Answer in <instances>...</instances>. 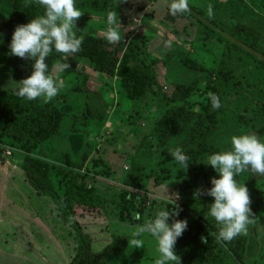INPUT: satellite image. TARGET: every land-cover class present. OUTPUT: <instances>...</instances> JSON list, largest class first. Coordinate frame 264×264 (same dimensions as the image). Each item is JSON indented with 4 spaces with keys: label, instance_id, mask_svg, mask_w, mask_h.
I'll return each mask as SVG.
<instances>
[{
    "label": "rangeland",
    "instance_id": "374dc122",
    "mask_svg": "<svg viewBox=\"0 0 264 264\" xmlns=\"http://www.w3.org/2000/svg\"><path fill=\"white\" fill-rule=\"evenodd\" d=\"M105 1L119 6L115 11L121 34L124 33L121 42L115 43L119 57L128 48L130 53H139L140 59L135 62L149 69L153 84L131 97L118 75L94 70L87 59L68 57L66 62L74 68L60 74L63 87L55 103L63 115L58 132L40 142L31 155L62 167H66L63 163L69 158L76 165L72 168L84 173L88 184L104 198L106 228L124 235L127 243L125 249L107 258L108 264H154L159 257L156 240L145 233L140 237L143 247L133 248L132 232L163 208L167 207L171 213L173 194L178 193L179 199L174 204L180 208L189 206L184 215L192 223L199 221L202 228L197 229V235L201 238L203 229L207 230L208 226L205 218H199L194 211L203 207V214L210 216L207 203L211 197H194L193 193L197 189H210L211 178H219L207 165L208 156L229 149L233 135L251 133L264 141V133H258L256 128L239 119V115L251 117L264 109V72L256 62L237 58L238 52L233 51L228 56L224 42L212 33L206 34L203 25L193 17L170 14V0ZM219 1L222 0H189V3L202 7L205 12L211 4L213 13L217 14ZM75 2L83 12L76 25L105 34L108 13L114 10H94L90 0ZM243 2L250 18L264 20V0ZM10 15L11 0H0V31ZM130 58H127L128 63H134ZM186 58L194 59L204 69L188 67L183 62ZM224 60L233 68L237 65L235 73L233 70L237 83L229 82L218 90L221 107L216 109L214 127L209 126L207 135L216 151L203 152L200 158L204 163L203 172L197 183L188 189L184 183L186 169L174 159L163 160L168 151L182 145L186 132L171 130L163 140L159 138L155 126L170 104L162 95H170L175 84L196 83L197 88L187 100L178 102L188 107L191 117L188 125H191L205 114L203 106L210 91L207 85L212 82L208 69L216 71ZM211 77L213 79V75ZM75 85L79 89L74 88ZM16 87L0 67V88L13 90ZM24 154L19 145L0 142V264H68L74 251L70 227L62 221L52 200L35 194L27 184L18 167ZM136 168L142 180L134 187L126 185V174ZM236 180L247 187L255 218L248 225L247 235L237 236L245 237L241 261L225 243L218 242L222 249L218 254L220 262L216 264H264V175L249 169ZM53 181L55 189L61 193L65 183H58L56 178ZM194 250L176 241L175 252L181 264L201 263Z\"/></svg>",
    "mask_w": 264,
    "mask_h": 264
},
{
    "label": "trees",
    "instance_id": "16d2710c",
    "mask_svg": "<svg viewBox=\"0 0 264 264\" xmlns=\"http://www.w3.org/2000/svg\"><path fill=\"white\" fill-rule=\"evenodd\" d=\"M90 5L94 10L115 11L119 7L105 0H90ZM189 6L191 11L181 15L193 17L203 25L206 34L216 35L217 40L224 42L228 56L233 51L238 52L237 58L256 62L264 72V20L261 17L250 18L243 0L219 1L217 14H213L212 18H209L202 7L190 3ZM43 12V6L36 0H11V15L2 23L0 67L7 72L17 87L13 90L0 88V142H6L9 145L17 144L24 150L25 154L19 161L18 167L24 174L27 184L34 189L35 194L48 196L55 204L62 221L70 227L74 239V251L68 264H108L107 258L125 249L127 243L124 235L114 234L106 228L104 198L88 184L84 173H79L72 168L76 165L69 158L66 157L63 163L66 167H62L31 155L40 142L58 132L63 112L55 103L56 97L45 103L41 99L29 101L16 95L18 82L31 74L34 61L11 55L9 44L17 25L26 24L30 19L42 15ZM76 28L78 29L76 34L83 38V42L81 51L73 54L74 56L87 59L96 71L118 75L121 85L131 97L139 92L142 93L153 84L154 78L149 69L135 62L140 59L139 53L132 50L130 53L128 48L119 57L117 45L109 43L105 34H96L90 29H85L82 24L76 25ZM129 56L134 63H128ZM62 58V54L53 51L47 60L50 70L54 63ZM183 62L192 69H204L194 59L186 58ZM73 68L74 66L70 65L68 70ZM235 68L238 69L237 65L233 68L224 60L216 71L208 69L207 73L212 81L207 85L210 89L209 93L219 97V88L229 82L237 83ZM74 88L79 89V86L75 85ZM196 88L195 82L178 83L175 84L170 95H162V98L170 104L155 126V131L160 133L161 140L171 130L186 132L185 140L179 147L189 157V165L184 171V183L188 189L197 183L203 172L204 163L200 160L203 152L216 151L213 143L207 140L209 126L214 127L215 124L216 111L212 107L209 95L203 106L205 114L195 119L191 125H188L191 119L188 107L178 103L185 102ZM239 119L244 124L256 128L258 133H264V109L260 114H254L251 117L239 115ZM171 152L168 151L163 160L174 159ZM54 178L58 183L61 181L65 183L61 193L55 189ZM141 180L142 175L136 168L126 174L124 183L134 187L139 185ZM205 202L206 200L204 204ZM213 202L214 198L211 197L207 206L209 207ZM180 209L182 210L179 215L173 216L171 221L186 219L187 228L177 241L180 244H187V248H194V254L200 257V264L220 262L218 254L222 247L216 241L215 235L217 236L219 225L214 218L205 216L203 207L194 211L199 218H205L208 226V229H203L202 232V236L208 240V243L204 244L197 235V229L202 228L199 221L194 220L192 223L184 215L189 206L184 205ZM244 239V236L236 237L231 242L225 243L238 261H241V247ZM185 255L189 254L185 253Z\"/></svg>",
    "mask_w": 264,
    "mask_h": 264
},
{
    "label": "clouds",
    "instance_id": "9594fccd",
    "mask_svg": "<svg viewBox=\"0 0 264 264\" xmlns=\"http://www.w3.org/2000/svg\"><path fill=\"white\" fill-rule=\"evenodd\" d=\"M36 2L43 6V14L30 19L26 24L17 25L9 48L11 55L34 61L31 74L18 82L16 95L29 101L42 99L48 103L63 87L60 74L70 68L67 58L81 51L83 38L76 34V21L83 12L76 6L75 0ZM168 10L172 15L189 13V0H170ZM207 12L209 18H212L214 13L211 4L208 5ZM121 29L116 11L109 12L106 40L112 44L121 42L124 35L121 34ZM53 51L62 54L63 59L57 60L50 70L47 60ZM209 98L213 109L221 107L216 94L209 93ZM171 155L179 165L187 169L189 157L181 147L173 149ZM207 165L216 171L219 178H211L210 189H197L193 195L214 198V202L209 205V215L219 225L217 242H231L237 236L247 235L248 225L254 222L249 191L236 177L249 169L264 175V141L251 133L233 135L230 138V148L209 155ZM173 196L174 207L171 213L167 207L159 210L154 218L137 225L131 234L133 248L143 247L140 237L145 233L156 240L159 257L154 264H181V259L175 252V244L186 230L187 220L173 219L171 224L168 223L171 217L178 216L182 210L178 204H174L179 199V194L175 193ZM201 242L207 244L208 240L201 236Z\"/></svg>",
    "mask_w": 264,
    "mask_h": 264
}]
</instances>
